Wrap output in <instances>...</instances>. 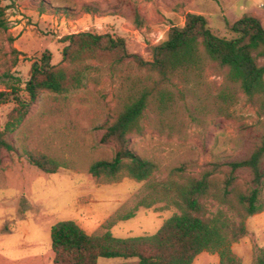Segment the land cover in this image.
<instances>
[{"label":"rangeland","instance_id":"rangeland-1","mask_svg":"<svg viewBox=\"0 0 264 264\" xmlns=\"http://www.w3.org/2000/svg\"><path fill=\"white\" fill-rule=\"evenodd\" d=\"M0 7L7 27L0 33V44L7 54L12 48L21 53L15 67H10V55L7 64H0V91L7 71L23 88L32 62L45 52L51 53L52 64H58L64 46L60 39L70 34L90 31L122 37L130 53L149 59L147 47L164 41L169 28L182 26L188 13L202 15L211 31L226 39L234 36L225 23L245 13L264 25V0H0ZM258 64L264 65V60ZM89 65L81 88L62 95L40 94L9 138L13 154L0 152V264H52L51 228L60 221H74L89 235L109 233L127 239L155 234L177 213L172 205L159 202L110 225L134 209L148 183L126 176L95 180L88 167L113 156V146L99 140L113 122L119 102L138 80L151 87L157 78L130 67ZM225 74L209 64L199 78H174L162 86L163 101L156 100L145 110L143 135L132 137L129 148L156 164L152 182L165 181L179 168L184 176L199 177L214 164L219 166L215 175L222 180L227 163L248 158L259 145L264 112L250 105L237 86H229L236 98L229 117L214 114V101L227 85ZM12 107H0V130ZM26 149L51 156L61 167L53 174L42 172L28 163ZM260 170L264 205V158ZM234 175L243 190L253 186L248 169ZM207 206L211 212L218 208L213 201ZM245 225V236L228 248L242 264H253L264 249V210L248 217ZM132 263L99 259L97 264ZM192 264H220L219 252H203Z\"/></svg>","mask_w":264,"mask_h":264},{"label":"trees","instance_id":"trees-1","mask_svg":"<svg viewBox=\"0 0 264 264\" xmlns=\"http://www.w3.org/2000/svg\"><path fill=\"white\" fill-rule=\"evenodd\" d=\"M140 24V23H139ZM225 29L234 37L221 38L198 14L185 15L182 26L169 28L166 39L148 46L149 59L130 53L126 40L110 34L80 32L62 39L60 62L52 64V55L45 52L32 62L27 81L21 88L19 79L7 72L4 90L0 91V107L12 104L0 130V152H14L9 138L23 122L31 106L42 93L62 95L82 87L91 62L106 65L111 70L130 67L145 72L157 80L151 87L138 80L119 102L112 123L100 136V144L112 145L110 159H97L88 167L95 180L116 181L122 176L137 182H147V193L139 199L132 211L111 220H128L140 208H151L159 202L172 205L177 213L168 218L153 235L118 239L109 233L89 235L74 221H60L51 228L52 264H97L99 259L134 260L132 264H192L203 252L218 251L220 264H242L228 245L246 234L245 220L264 210L260 202L264 158V134L259 145L242 161L230 162L220 180L215 174L218 164L199 177L184 176L183 168L176 169L165 181L152 182L156 164L129 148L132 137L143 135L141 120L145 110L154 102H162V88L174 78H199L207 65L226 70L227 85L214 101V114L229 117L236 102L229 86H237L252 106L264 112V25L253 15L245 13ZM3 9L0 7V33L6 32ZM9 43L13 39L8 38ZM15 67L21 53L10 49L7 54L0 44V64ZM28 163L47 174L55 173L61 164L45 153L25 150ZM248 169L253 186L243 190L235 183V172ZM174 176V177H173ZM213 201L218 208L211 212L207 204ZM253 264H264V249H260Z\"/></svg>","mask_w":264,"mask_h":264}]
</instances>
